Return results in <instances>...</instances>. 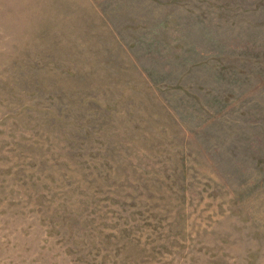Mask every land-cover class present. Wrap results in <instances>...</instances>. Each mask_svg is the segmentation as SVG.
<instances>
[{
	"label": "rangeland",
	"instance_id": "obj_1",
	"mask_svg": "<svg viewBox=\"0 0 264 264\" xmlns=\"http://www.w3.org/2000/svg\"><path fill=\"white\" fill-rule=\"evenodd\" d=\"M256 3L0 0V264H264Z\"/></svg>",
	"mask_w": 264,
	"mask_h": 264
},
{
	"label": "trees",
	"instance_id": "obj_2",
	"mask_svg": "<svg viewBox=\"0 0 264 264\" xmlns=\"http://www.w3.org/2000/svg\"><path fill=\"white\" fill-rule=\"evenodd\" d=\"M252 9L254 10L253 13L258 14L259 16H261L264 19V3L262 1L257 0V3L254 5V7H252ZM254 121H258L259 126H261V133L263 136L260 135L261 137L259 138V133L254 129V131H256V133H258V135H256L254 137V141L256 142V144H258L257 147L255 146L256 148H258V150H257L258 153L256 156H255V154H251L250 158L247 160V161H249V163L240 164L242 166L240 170L243 172V174H245V171L247 169H249L251 171L250 173H248L249 176L250 175L255 176V172L258 174H261V176H264V166H263L264 165V123H262L257 118L249 120V122L251 124ZM208 125L209 124H207V126ZM260 154H262V155H260ZM249 165H250V167H249ZM251 167H252V169H251ZM254 178H256V177H254ZM241 184H243V183L241 182Z\"/></svg>",
	"mask_w": 264,
	"mask_h": 264
}]
</instances>
